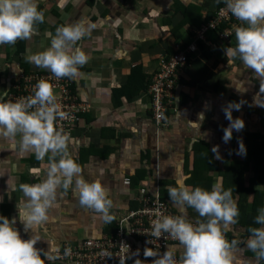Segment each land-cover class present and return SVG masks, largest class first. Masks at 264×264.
I'll use <instances>...</instances> for the list:
<instances>
[{
    "label": "crops",
    "instance_id": "0c3cea01",
    "mask_svg": "<svg viewBox=\"0 0 264 264\" xmlns=\"http://www.w3.org/2000/svg\"><path fill=\"white\" fill-rule=\"evenodd\" d=\"M217 6V0H38L44 20L36 25L35 35L17 40L25 52L18 55L15 43L0 45V98L7 100L11 84L27 74L26 70L48 71L25 61L24 56L48 47L57 25L86 18L94 27L74 47L81 48L89 59L75 79L69 78L85 113L71 132L68 148L81 165L84 179H99L106 187L112 200L109 211L116 217L117 213L136 208L139 186L147 179L159 182L163 198L168 197L165 185H175L177 179L195 186L196 167L206 172L209 166L207 177L222 189L220 173L227 164L215 158L213 145L218 146L221 157V150L236 153L238 140L245 146L246 134L264 136V107L252 103L259 79L239 59L223 52L224 47L235 46L234 30L229 38L209 31L205 43H199L187 57L170 103L168 132L156 129L147 93L142 91L131 101L122 98L120 104L113 95L127 83L135 67H141L147 82H152L164 60L193 41L195 30L203 26ZM229 101L241 102L239 110H232V117L241 118L244 127L234 130L232 138L224 143L222 129L228 121L221 109ZM200 112L203 120H197ZM18 143V137L0 136V215L16 218L15 227L27 239L31 233L23 231L18 215L26 198L18 186L37 183L44 176L47 155L37 160L31 152L21 153ZM238 158L235 154V160ZM214 164H218L217 171H213ZM127 179L129 186L123 184ZM244 184L246 187L245 180ZM236 198L238 206L240 198ZM175 207L186 217L198 218L191 208ZM48 215L39 229L40 241L34 246L50 254L65 242L114 229L111 224L115 218L105 222L100 213L79 205L71 188L57 191ZM243 229L235 223L229 231L244 234ZM235 255L242 262L255 264L254 254L244 245L237 246Z\"/></svg>",
    "mask_w": 264,
    "mask_h": 264
},
{
    "label": "clouds",
    "instance_id": "9594fccd",
    "mask_svg": "<svg viewBox=\"0 0 264 264\" xmlns=\"http://www.w3.org/2000/svg\"><path fill=\"white\" fill-rule=\"evenodd\" d=\"M37 3L38 0H0V45L14 44L18 39L25 40L37 33L36 25L44 20V10L38 9ZM223 3L221 12L226 9L243 22L221 31L226 38L232 36L233 30L235 35V46L224 47V55L239 59L259 79V89L252 103L264 107V96H261L264 93V0H223ZM92 27L94 24L86 18L57 25L48 47L26 54L24 59L38 68L47 69L46 72L55 78L75 79L89 55L74 45ZM45 35L49 34L45 32ZM199 41L205 43L204 39L198 40V47ZM227 62L231 63L230 60ZM33 87L34 92L30 96L15 100L0 98V136L7 139L18 137V150L33 153L37 160L47 155L44 176L37 183H21L18 186L26 198L20 205L19 220L23 231L31 233L30 236L27 239L20 236L15 227L16 218L0 215V264H51L56 259L54 254L34 245L40 241L39 229L49 219V209L54 205L58 190L67 192L71 188L73 195L78 197L79 205L100 213L105 222L115 218V214L109 211L112 200L107 196L106 187L99 179H84L81 165L69 152L70 134L58 126L59 120L67 114L59 109L53 85L46 79H39ZM240 107L241 102L229 101L221 109L228 121L222 129L221 140L224 143L232 138L234 130L238 132L244 127L241 118L232 117V110H239ZM149 110L153 119L150 105ZM203 119V112L198 113L197 120ZM217 149L218 146L213 145L211 151L215 158L220 159ZM236 154H246L242 140L237 141ZM165 187L169 200L175 206L193 209L198 218L192 220L183 214L157 213L151 221V236L159 238L163 233L176 244L167 246L162 254L145 248V257H155L150 264H247L235 255L237 239L229 240L225 236L239 216L237 198L230 188L221 190L219 186L212 185L210 189H204L187 185L183 179ZM256 212L253 221L258 226L248 227L249 235L243 244L254 254L255 264H260L264 260V204ZM176 247L182 249L179 258L175 255ZM69 253L70 249L65 247L63 254L67 256ZM133 264L145 262L135 259Z\"/></svg>",
    "mask_w": 264,
    "mask_h": 264
},
{
    "label": "built area",
    "instance_id": "2783aa9c",
    "mask_svg": "<svg viewBox=\"0 0 264 264\" xmlns=\"http://www.w3.org/2000/svg\"><path fill=\"white\" fill-rule=\"evenodd\" d=\"M221 2L223 3V0ZM223 7L224 3L218 8L216 16L196 31L193 41L177 53L169 56L168 59L166 58L154 75L147 96L150 99V109L158 131L168 132L170 130L168 111L171 110L170 103L178 81V73L187 64L188 55L197 50L198 40H203L209 31L215 30L221 23H226L227 27L233 28L243 23L234 18L226 9L221 12L220 9ZM39 79H46L53 85V92L56 95L59 109L67 114L65 118L59 120L58 126L71 135L81 118L80 115L85 113V109L71 91V83L67 77L55 78L50 72L24 74L10 87L7 100L32 95L33 86ZM123 184L129 186L131 183L127 179ZM161 190L162 187L157 180L147 179L141 183L136 199L138 206L123 213H117L112 231L96 237H86L72 243H63L54 251L53 254L56 259L51 261V264H120L121 261L123 264H133L135 259L150 264V261L155 257H145L143 255L145 248L155 249L162 254L167 246L176 244V241L163 233L159 238L151 236V221L156 218L157 213L182 214L171 201L161 199ZM187 218L195 220L192 217ZM225 236L231 240L227 232ZM65 247L70 249L67 256L63 254ZM174 251L179 258L182 249L176 247Z\"/></svg>",
    "mask_w": 264,
    "mask_h": 264
},
{
    "label": "trees",
    "instance_id": "16d2710c",
    "mask_svg": "<svg viewBox=\"0 0 264 264\" xmlns=\"http://www.w3.org/2000/svg\"><path fill=\"white\" fill-rule=\"evenodd\" d=\"M217 1H218L217 9L207 19V21L203 23V25L208 23L212 18L216 16L218 8L223 4L221 0H217ZM226 27H227L226 23H221L217 26V28L214 31L221 32ZM15 44H17L18 55H21L22 53L25 52L23 47L24 45L19 44V42L17 41L15 42ZM26 72L28 74L30 73L27 70ZM178 75L179 76H178L177 84L179 82L180 72L178 73ZM151 84H152L151 81L147 82V80L145 79V76L143 75L142 72V68L135 67L131 71L127 83L124 86H122L121 89L114 90L113 95L116 96V100L118 101V104L121 103L120 101L122 98H125L127 101H131L140 92L144 91L145 93H147ZM177 84L175 86V90ZM71 91L73 92V94L75 93L73 87L71 88ZM171 110L168 111V113H170ZM244 142H245L246 154L243 156L244 158L243 162H241L240 160L227 162L224 171L220 173L221 177L223 178L222 189L230 188L232 190L233 196L234 197L238 196L240 198V201L238 202V206H237L239 210V216L237 218L236 224L240 225L245 229L244 234L242 233L241 236H239V234H236L233 231H229V232L227 231V235L231 239L233 238L237 239V241L239 242L238 243L239 246L244 245L243 240L240 241L239 239L240 238L246 239L247 236L249 235L248 227L258 226L254 223L253 217L257 214L256 212L257 208L260 207L261 204H264V136L260 133H256L254 135L246 134L244 137ZM203 147L207 148V145L204 144ZM201 152L202 155L204 150H202ZM201 158L204 157L202 156ZM208 168L207 170H204L206 172H203V168H197V167L195 168V171L193 172V180H195V186H200L204 189L211 188L212 180L209 179V177H207V174L209 173ZM217 170H218V164H214L213 171H217ZM248 172L252 173V178L250 180L252 185L261 186L263 187V190L261 189L258 190L255 188V186H251L249 188H247V186L245 187L244 177L245 174ZM161 199L169 200L168 197L167 198L161 197ZM111 225L114 227L115 221ZM110 230L112 231L113 228ZM260 264H264V260L260 261Z\"/></svg>",
    "mask_w": 264,
    "mask_h": 264
},
{
    "label": "rangeland",
    "instance_id": "374dc122",
    "mask_svg": "<svg viewBox=\"0 0 264 264\" xmlns=\"http://www.w3.org/2000/svg\"><path fill=\"white\" fill-rule=\"evenodd\" d=\"M221 152H222V154H221V161H224L226 164H227V162H233V161H235V151H233L231 154L230 153H227L228 151H224V150H221ZM244 156V155H243ZM243 156H240L239 155V158H238V160H240L241 162H243ZM226 157V158H225ZM237 160V161H238ZM224 162H221V164H223ZM222 166V165H221ZM251 178H252V173H250V172H248V173H246L245 174V177H244V180H245V183H247V188H249V187H251V186H255V188L256 189H258V190H263V187H261V186H258V185H252V183L250 182V180H251ZM244 230V229H243ZM243 230H241V232L243 231ZM239 236H241V233H239ZM245 239V238H244ZM244 239H242V238H240L239 240L240 241H244ZM239 243V242H238Z\"/></svg>",
    "mask_w": 264,
    "mask_h": 264
}]
</instances>
